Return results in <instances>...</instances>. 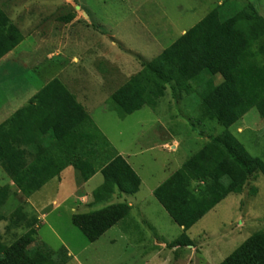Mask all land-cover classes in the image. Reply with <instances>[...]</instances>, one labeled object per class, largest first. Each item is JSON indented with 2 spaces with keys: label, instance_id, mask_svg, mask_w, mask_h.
Here are the masks:
<instances>
[{
  "label": "rangeland",
  "instance_id": "rangeland-1",
  "mask_svg": "<svg viewBox=\"0 0 264 264\" xmlns=\"http://www.w3.org/2000/svg\"><path fill=\"white\" fill-rule=\"evenodd\" d=\"M226 2L228 7L222 13L227 17L246 4L255 6L264 16V0H0V8L25 38L21 51L31 53L39 37L47 39L45 49L61 42L65 45L67 59L63 62L67 69L80 67L89 73L96 72L92 64L95 56L108 57L112 78L119 75L113 86L116 89L115 85L120 86L142 70V61H153ZM102 39L107 47L104 45L93 54V45L103 44ZM47 52L43 49L41 56L46 58ZM73 56L84 62L70 67ZM106 93H93L98 104L91 115L115 150L126 154L143 182L135 196L132 221L129 218L121 222L106 237L91 244L72 224L71 207L75 200L71 199L58 210L53 207L42 225L37 223V230L41 227L37 245L57 252L64 243L71 252L67 264H221L249 237L264 231V177L256 174L243 194L229 197L188 232L192 246L175 252L172 245L183 231L151 196V190L161 186L226 129L202 117V102L196 93L177 99L168 88L155 110L144 107L124 118L111 101L100 103L105 97L109 99ZM229 131L253 157L264 160V120L256 109ZM98 182L91 181L86 190L98 189ZM9 183L0 165V185ZM19 196L13 187L1 210L6 220L0 222V236L6 245L27 232L25 222L23 227L7 231L15 211L21 207L25 213V203ZM232 229H236L234 243L216 245Z\"/></svg>",
  "mask_w": 264,
  "mask_h": 264
},
{
  "label": "trees",
  "instance_id": "trees-1",
  "mask_svg": "<svg viewBox=\"0 0 264 264\" xmlns=\"http://www.w3.org/2000/svg\"><path fill=\"white\" fill-rule=\"evenodd\" d=\"M227 7L226 2L215 8L153 61H142V70L110 98L114 109L124 118L144 107L155 110L168 88L177 99L196 93L202 102V117L226 129L153 193L183 231L173 243V249L192 246L188 232L193 227L229 196L243 194L254 175L264 177V160L253 157L229 131L253 109L264 120V16L255 6L246 4L227 17L222 13ZM23 40L19 28L0 8V60ZM57 91L64 96L65 110L60 112L61 121L54 122V115L48 114L42 105L48 94ZM46 115H50L57 143L65 142L68 155L71 154L68 143L72 137H79L76 142L81 146V153L76 152L72 160L61 163L56 170L53 161L39 158L29 162L26 151L16 145L17 139L29 130L28 125ZM89 143L97 148L96 163L85 156ZM70 164L84 183L96 175L99 166L102 167L104 183L93 194L94 204L107 201L116 192L133 196L140 191L142 181L137 173L117 153L84 107L60 81L55 80L31 101L29 107L17 112L0 127V165L17 192L29 199ZM10 194L9 186L0 185V222L6 220L1 210ZM131 211L128 204L121 203L76 214L72 224L94 244L128 219ZM12 217L7 231L21 228L25 222L27 232L11 245L3 243L0 236V264L69 262L66 248L55 252L46 245L36 244L38 222L29 220L21 207ZM221 264H264V231L249 237Z\"/></svg>",
  "mask_w": 264,
  "mask_h": 264
},
{
  "label": "crops",
  "instance_id": "crops-1",
  "mask_svg": "<svg viewBox=\"0 0 264 264\" xmlns=\"http://www.w3.org/2000/svg\"><path fill=\"white\" fill-rule=\"evenodd\" d=\"M39 38H36L35 45L33 46L31 53L20 50L21 47L25 45L24 42L26 41L24 38L23 42L16 49L5 55L0 60V127L9 119H11L17 112L29 107L31 101L55 80L60 81L65 86L69 93L75 97L77 103L83 106L86 112L93 119L91 112L93 111V107L98 104L93 93L97 91L98 93H101V91L103 93L107 92L106 96L109 93V99L105 97L100 102L102 104L108 103L116 90L129 81L131 77L135 76L141 71L140 70L138 73L133 74L120 86L115 85L116 89H114L113 86L115 81L119 80L117 79L119 75L117 74L115 75L116 78H112L113 71L112 68H110L112 63L108 61V57L95 56L92 61V64L96 66V69L94 68V70H96L95 73L82 72L80 67L67 69V66L63 62V59H67L64 58V43L60 42L59 45L55 44L53 47H49L50 49H45L44 47L48 45L47 39ZM103 41L104 40L102 39L101 43L103 44H99L98 46L97 42H95L93 47L96 49L91 50L93 54H96L97 49H103L104 45L107 47V44ZM43 49L48 51L46 53V58L41 56ZM72 59L73 60L70 67L79 66L84 62L78 57L73 56ZM88 61H86V63ZM120 75L123 76L122 74ZM55 93L48 94L44 98L45 103L42 106H44L43 108L46 109L48 114L54 115L52 119L54 122H57L61 121L60 112L65 110V99L61 92L57 91ZM38 119L39 120L30 123L27 127L29 132H25V135L18 138L16 141V145H19L20 150L26 151V159L29 162L36 161L39 158L45 159L46 161H53V163H55L52 164V166L53 169L56 170V168H59L61 163L66 162L68 159L72 160L76 152L81 153L80 143L78 141L76 142V139L79 137H72V140L69 141L68 145L71 147V154L68 155L64 148L65 142L61 144L57 143L52 133L53 127L50 115H46ZM76 146L77 151L75 150ZM116 151L127 161L128 164H130L124 152L118 150ZM97 154L96 146L92 147V143H89V149L88 151H85V156H88L92 162L96 163L98 161ZM101 170L102 167L99 166V168H97L96 175L90 179V181L84 183L81 180L78 171L73 165L70 164L66 166L60 176L47 183L31 198L26 199L21 193L18 192L20 195L19 197L22 198L23 202L25 203V213L29 215L30 218L36 219L39 225H42L44 220L48 219L52 214V211L50 210L53 207L58 210L62 207V205L66 204L71 199L75 200L71 207V218L76 214H87L121 203H126L133 209L135 202L137 201L135 196L140 191L133 196L123 195L116 192L107 201L94 204L93 194L97 189L88 192L86 187L89 185V183H91V181L94 180L99 181L98 188L103 185L104 178L101 174ZM74 183L76 186L72 185ZM8 186L11 188V191L13 190V187L15 188V185L11 180ZM154 191L155 190H151V196L153 195ZM228 198L225 201H227ZM56 210L54 211L56 212ZM79 210H89V212L79 213ZM130 216H132V211ZM129 218H131L129 221H132V217ZM40 229L41 227H39L38 234ZM113 229L107 232L103 237H106V235H108ZM235 233L236 229L225 232L221 237L220 243L216 245L219 247L220 245H232L235 241ZM63 247L66 248L70 257L71 252L64 245V243L62 244V248ZM174 251L177 252L178 250L175 249Z\"/></svg>",
  "mask_w": 264,
  "mask_h": 264
}]
</instances>
